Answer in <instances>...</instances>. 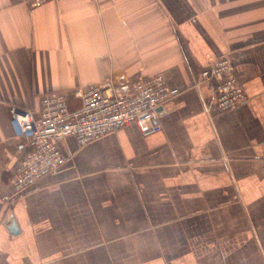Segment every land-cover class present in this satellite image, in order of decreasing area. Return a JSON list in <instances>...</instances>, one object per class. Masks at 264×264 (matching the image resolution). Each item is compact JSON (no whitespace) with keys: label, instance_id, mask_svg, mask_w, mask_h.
Wrapping results in <instances>:
<instances>
[{"label":"crops","instance_id":"crops-1","mask_svg":"<svg viewBox=\"0 0 264 264\" xmlns=\"http://www.w3.org/2000/svg\"><path fill=\"white\" fill-rule=\"evenodd\" d=\"M223 55L247 101L216 113L197 83ZM158 73L181 90L162 132L67 139L13 194L12 108ZM0 264H264V0H0Z\"/></svg>","mask_w":264,"mask_h":264},{"label":"built area","instance_id":"built-area-1","mask_svg":"<svg viewBox=\"0 0 264 264\" xmlns=\"http://www.w3.org/2000/svg\"><path fill=\"white\" fill-rule=\"evenodd\" d=\"M63 1L26 0V3L35 9ZM234 71L232 60L223 55L201 72L197 85L207 83L214 89L216 113L236 111L247 101ZM180 93L164 73H158L124 81L106 78L102 83L77 90L72 95L78 101L76 105L68 94L50 92L42 95L37 111L12 108L10 125L18 140L19 158L8 178L13 194L20 195L68 164L70 157L62 146L67 139L85 146L132 125L144 136L162 132L161 108ZM9 198L5 196L6 200Z\"/></svg>","mask_w":264,"mask_h":264}]
</instances>
